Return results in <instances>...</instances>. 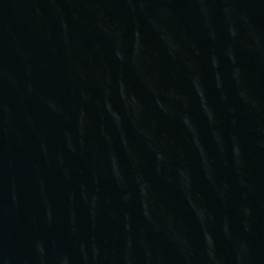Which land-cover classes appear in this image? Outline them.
<instances>
[{"label": "water", "instance_id": "water-1", "mask_svg": "<svg viewBox=\"0 0 264 264\" xmlns=\"http://www.w3.org/2000/svg\"><path fill=\"white\" fill-rule=\"evenodd\" d=\"M0 264H264V0H0Z\"/></svg>", "mask_w": 264, "mask_h": 264}]
</instances>
